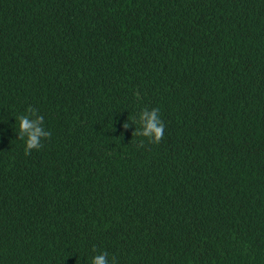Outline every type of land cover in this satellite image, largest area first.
<instances>
[{
    "label": "trees",
    "instance_id": "trees-1",
    "mask_svg": "<svg viewBox=\"0 0 264 264\" xmlns=\"http://www.w3.org/2000/svg\"><path fill=\"white\" fill-rule=\"evenodd\" d=\"M102 252L264 264V0H0V264Z\"/></svg>",
    "mask_w": 264,
    "mask_h": 264
},
{
    "label": "clouds",
    "instance_id": "clouds-1",
    "mask_svg": "<svg viewBox=\"0 0 264 264\" xmlns=\"http://www.w3.org/2000/svg\"><path fill=\"white\" fill-rule=\"evenodd\" d=\"M28 115H20L18 139L25 140V155H30L32 150H39L43 147L42 139L49 138L51 133L43 127L44 118L37 114V111L31 107L27 109ZM142 131L135 132L136 135L146 137L151 143L159 144L164 135V124L160 119L159 109L153 108L149 111L147 108L139 114ZM124 128L128 124L123 125ZM143 141H141V146ZM95 251V247L93 248ZM108 253L102 252L92 258L91 264H109ZM112 264H116L115 257L112 258Z\"/></svg>",
    "mask_w": 264,
    "mask_h": 264
}]
</instances>
